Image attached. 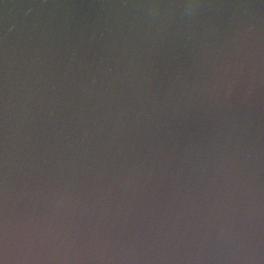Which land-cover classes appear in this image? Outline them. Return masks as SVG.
<instances>
[{
	"label": "clouds",
	"instance_id": "obj_1",
	"mask_svg": "<svg viewBox=\"0 0 264 264\" xmlns=\"http://www.w3.org/2000/svg\"><path fill=\"white\" fill-rule=\"evenodd\" d=\"M0 264H264V0H0Z\"/></svg>",
	"mask_w": 264,
	"mask_h": 264
}]
</instances>
